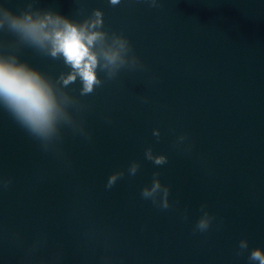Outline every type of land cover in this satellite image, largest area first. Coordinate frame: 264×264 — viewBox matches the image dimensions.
<instances>
[{"label":"water","instance_id":"95a60500","mask_svg":"<svg viewBox=\"0 0 264 264\" xmlns=\"http://www.w3.org/2000/svg\"><path fill=\"white\" fill-rule=\"evenodd\" d=\"M0 6L79 23L99 10L100 30L126 37L143 65L112 79L98 69L102 86L81 96L79 78L57 83L71 69L47 55L50 44L0 29V61L16 57L43 73L58 103L63 92L75 98L79 108L68 110L87 134L61 126L56 147L44 150L0 104V264H259L249 256L264 251V0ZM149 148L167 163L147 160ZM154 173L169 188L168 209L141 195ZM202 205L214 217L205 232L196 230Z\"/></svg>","mask_w":264,"mask_h":264},{"label":"clouds","instance_id":"9594fccd","mask_svg":"<svg viewBox=\"0 0 264 264\" xmlns=\"http://www.w3.org/2000/svg\"><path fill=\"white\" fill-rule=\"evenodd\" d=\"M151 7H157V0H145ZM121 0H110L111 6H117ZM31 9V5H29ZM34 16L36 18H34ZM102 12L95 10L91 17L83 23L75 22L57 12L25 11L20 15L13 14L9 9L0 6V29L7 28L14 33L21 43L43 48L47 42L51 50L47 53L53 59L63 57L64 63L71 71L61 74L57 80L63 88H67L79 78L82 88L81 96L92 94L95 88L101 87L103 81L98 78L97 70L105 71L108 79L114 78L122 68H142L139 58L134 54L129 40L122 36L101 31L103 27ZM91 29H97L92 30ZM111 43H108V41ZM96 44L100 50H91ZM0 61V104L10 113L15 121L33 138L41 143L44 150L53 149L61 139V126H68L74 132L87 135L82 124L69 112V107L79 108V102L63 92V104L58 103L54 86L46 76L27 63ZM102 61V63H101ZM159 137L160 133L154 131ZM185 136L178 138L179 143L185 141ZM147 160L161 166L167 163L163 155L155 156L149 148L145 152ZM139 164L133 162L129 167V174L135 175ZM124 175L117 172L108 179L106 187L111 188ZM154 173L151 187H145L141 195L151 199L153 204L168 209L169 188L163 186ZM10 181H4L7 187ZM196 224V230L207 231L214 217L204 211ZM241 250L248 248L246 240L239 245ZM249 260L264 264V251L254 249Z\"/></svg>","mask_w":264,"mask_h":264}]
</instances>
